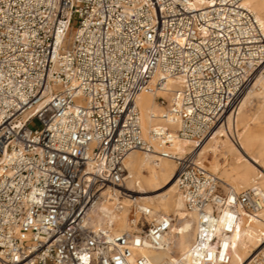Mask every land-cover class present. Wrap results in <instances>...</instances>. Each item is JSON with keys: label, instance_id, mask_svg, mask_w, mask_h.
<instances>
[{"label": "built area", "instance_id": "2783aa9c", "mask_svg": "<svg viewBox=\"0 0 264 264\" xmlns=\"http://www.w3.org/2000/svg\"><path fill=\"white\" fill-rule=\"evenodd\" d=\"M245 1L0 0V264H153L139 249L165 248L174 217L127 189L133 151L175 163L196 216L173 263L231 261L264 190L225 187L199 144L227 127L264 61V25ZM166 90L155 97L174 127L145 136L137 97ZM175 138L192 145L174 151ZM104 201L112 210L92 222ZM122 210L130 228L118 231L107 215ZM259 238L250 264H264V226Z\"/></svg>", "mask_w": 264, "mask_h": 264}, {"label": "bare ground", "instance_id": "6f19581e", "mask_svg": "<svg viewBox=\"0 0 264 264\" xmlns=\"http://www.w3.org/2000/svg\"><path fill=\"white\" fill-rule=\"evenodd\" d=\"M245 2L264 25V0ZM260 67L261 71L240 97L236 112L228 116L227 127L216 128L211 136L199 144V154L206 161V167L223 180L225 187H231L235 191H239L238 188L242 186L253 184H258L264 190V128H261L264 123V61L258 68ZM169 83L168 89H172V81ZM156 95L168 98L170 91L141 93L137 97L145 136L157 125L174 127L163 118L166 105L160 104ZM254 99L256 109L250 112ZM161 106H165V109ZM151 113L156 117L151 118ZM191 145L190 141L175 138L171 148L182 153ZM124 165L127 171L125 185L136 195V199L151 207L154 214L168 213L174 217L165 237L167 246L162 249L144 247L139 249V253L153 264H174L178 257L174 254L175 235L179 237L181 249L178 251L181 254L193 241L196 233V216L185 209L176 188L175 163L169 159H158L154 154L133 151L127 155ZM112 208L109 201L98 204L92 212V222L101 223L102 215ZM260 211L259 217L253 219L252 224L241 226L234 234L232 258L227 264H250L251 255L261 247L259 231L264 226V208ZM107 219L116 221L118 231L130 228L126 210L117 215H107ZM191 232L193 237L190 240Z\"/></svg>", "mask_w": 264, "mask_h": 264}, {"label": "rangeland", "instance_id": "374dc122", "mask_svg": "<svg viewBox=\"0 0 264 264\" xmlns=\"http://www.w3.org/2000/svg\"><path fill=\"white\" fill-rule=\"evenodd\" d=\"M256 69H257V71H256ZM253 72H252V74H251V78H250V82L249 83H251L253 80H254V78L259 74V72L261 71V67L260 68H256ZM239 100H240V98H239ZM239 102V101H238ZM256 102V99H254V101H253V103H252V105L250 106V112H254L255 111V109H256V105L254 104ZM159 104V103H158ZM162 108H164L165 109V106H161ZM163 109V110H164ZM31 125L33 126V127H39V123H38V121L37 120H34L32 123H31ZM261 128H264V123H262V125H261ZM140 154H143V153H141V152H139ZM210 156H211V154H210ZM209 157V156H208ZM202 164L203 165H205L206 166V161H204V159H203V157H202ZM220 178V177H219ZM221 179V178H220ZM222 180V179H221ZM223 181V180H222ZM246 187H249V186H242L241 188H238V190H241V189H244V188H246ZM125 202H126V199L124 200ZM193 237V232H191L190 234H189V239L191 240V238ZM181 248H180V241H179V237L177 236V235H175V237H174V250H176V252H174V254H175V256H178L179 255V251L178 250H180ZM259 249V248H258Z\"/></svg>", "mask_w": 264, "mask_h": 264}]
</instances>
